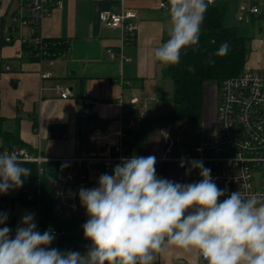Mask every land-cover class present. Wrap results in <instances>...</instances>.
<instances>
[{"label": "crops", "instance_id": "0c3cea01", "mask_svg": "<svg viewBox=\"0 0 264 264\" xmlns=\"http://www.w3.org/2000/svg\"><path fill=\"white\" fill-rule=\"evenodd\" d=\"M221 0H211L217 3ZM161 8L157 0H66L61 8L53 9L51 15L40 23V33L47 40H61L70 49L65 57L53 60L52 64H41L30 53L24 52V44L35 34V23L24 11L26 23L16 22L20 15L17 0L0 1V120L6 131L18 136L22 145L34 155L51 162L77 160L78 177L74 188L90 189L98 186L101 174H112L99 159L108 157L119 142V130L125 134L129 145L128 157H156V173L159 177L179 183L197 182L199 171L186 175V164L180 167L182 157L189 159L190 152L171 143L172 126L166 122L158 129V136L144 137L139 147L135 132L140 119L133 110H143L151 117L150 102L158 100L164 84L169 80L164 66L154 59L153 50L168 39L170 21L168 0ZM132 11L138 15L137 32L123 55L110 58L108 49L118 50L121 45L120 31L105 27L100 19L104 11ZM260 32L262 29L259 30ZM257 55L264 59V42ZM19 53L21 55H19ZM256 57L248 67L261 65ZM10 68L7 70V68ZM49 72L52 78L41 81V74ZM55 84L67 88L71 97L56 96ZM137 99V103L132 101ZM87 100L90 103H87ZM38 117V131L34 129V118ZM215 113L203 115V131H214ZM153 123V124H154ZM168 133L165 139L162 132ZM4 145L0 137V147ZM19 188L0 194V209L13 210L15 229L26 213H34L40 231L38 207L21 205L16 199ZM16 200V201H15ZM79 212L74 216L75 231L64 238H55L49 246L60 251L86 253L91 245L84 238L82 225L87 221L86 209L79 199ZM15 233V230H14ZM154 264H206L202 257L175 246L157 253Z\"/></svg>", "mask_w": 264, "mask_h": 264}, {"label": "clouds", "instance_id": "9594fccd", "mask_svg": "<svg viewBox=\"0 0 264 264\" xmlns=\"http://www.w3.org/2000/svg\"><path fill=\"white\" fill-rule=\"evenodd\" d=\"M210 3L168 0V39L153 50L156 61L177 66L189 48L197 50ZM228 49L224 43L215 55ZM187 70L195 72L192 65ZM156 162L154 155L121 158L97 187L79 190L88 216L84 238L91 241L83 255L49 247L55 234L39 231L34 213L23 215L13 235L8 213L0 211V264H154L169 246L194 251L206 264H264V197L228 194L202 160H180V167L188 165L186 175L199 171L201 179L192 183L159 177ZM21 164L15 151L0 153V194L23 186L31 169Z\"/></svg>", "mask_w": 264, "mask_h": 264}, {"label": "built area", "instance_id": "2783aa9c", "mask_svg": "<svg viewBox=\"0 0 264 264\" xmlns=\"http://www.w3.org/2000/svg\"><path fill=\"white\" fill-rule=\"evenodd\" d=\"M1 1V0H0ZM20 3V15L16 20L25 24L26 19L22 13L27 11L34 21L37 33L34 38L35 57L41 63L52 64L53 60L65 57L70 49L63 41L54 43L64 48L51 53L50 42H46L40 33V23L51 15L53 9L61 8L66 0H17ZM161 8H166V0H157ZM237 20L247 22L250 18L264 19V0H236ZM102 24L110 29L120 31L118 50L108 49L110 58L120 56L122 60L129 61L123 55V49L130 44L137 32L138 15L132 11H104L100 16ZM66 45V46H65ZM19 55H21L19 53ZM10 68L8 67L7 70ZM52 78L51 73L43 72L41 81ZM219 98L216 108V126L212 136L204 139L193 150L191 159L202 160L204 166L211 169V176L219 188H227L228 194L240 191L243 195L257 194L264 197V69L253 70L247 67L237 76L224 80L220 85ZM56 96L63 99L71 97V92L59 84L52 88ZM137 103V99L132 101ZM87 103H90L87 100ZM145 116L143 110L137 111L136 118ZM38 131V127L35 129ZM120 137L112 148L111 154L99 159L104 168L113 171L121 158H129L125 147V134L118 131ZM15 151L24 163H36L40 171L42 164L49 163L40 155H34L25 147H14L3 152ZM1 152V153H3ZM77 160L59 161L58 179L53 183L54 213L59 218H72L79 212V193L74 188L78 173ZM201 179L197 180V182ZM40 192H38L39 194ZM222 197L221 199H224ZM28 200L34 199V194H28ZM52 229L55 236L64 235V232L54 229L52 223L47 224V230ZM40 231L43 226L40 224Z\"/></svg>", "mask_w": 264, "mask_h": 264}, {"label": "trees", "instance_id": "16d2710c", "mask_svg": "<svg viewBox=\"0 0 264 264\" xmlns=\"http://www.w3.org/2000/svg\"><path fill=\"white\" fill-rule=\"evenodd\" d=\"M230 0H221L217 3H210L204 15L201 26L199 44L196 45V51L191 48L187 54H182L181 62L177 66H169L166 76L173 83V111L172 114L165 117L152 118L144 116L140 119V127L135 132L136 144L140 147L144 141L145 135L151 129L155 121L171 124H200L203 118L204 90L208 83L220 85L224 80L237 76L248 65L249 48L251 39L239 34L237 27L225 25V18L228 13ZM37 30V29H36ZM24 44V52L30 53L36 60L34 49V38ZM50 42V51L54 53L64 48V44L58 47L54 43L61 40H45ZM224 43L229 45L226 55H215L220 46ZM66 46V45H65ZM214 60L215 63H208V60ZM192 65L195 72H189L187 66ZM136 114V110H133ZM34 129L38 127V117L34 118ZM0 137L4 145L0 147V153L6 149L14 147H24L18 136L6 131L3 127V121L0 120ZM176 136L173 137V143H176ZM128 151L129 145L125 143ZM60 163H43L40 171L36 163H24L23 167L31 169V174L24 178L23 186L19 188V195L16 199L21 205L38 207L40 212V224L43 231L47 230V224L52 223L55 230L64 232V235L55 236V238H64L68 233L75 230L76 220L74 217L64 219L59 218L54 213L53 201V183L58 179V167ZM38 192H40L38 194ZM33 193L34 199L28 200V194ZM15 200V201H16ZM0 211H3L0 209ZM8 213L7 226L15 230V216L13 210L3 211Z\"/></svg>", "mask_w": 264, "mask_h": 264}, {"label": "rangeland", "instance_id": "374dc122", "mask_svg": "<svg viewBox=\"0 0 264 264\" xmlns=\"http://www.w3.org/2000/svg\"><path fill=\"white\" fill-rule=\"evenodd\" d=\"M239 3L236 0H230L228 13L225 18V25L229 27H237L239 34L251 39L250 48H249V57L248 63L254 59V57L259 59L261 65H253L251 68L253 70H262L264 69V59L262 56L257 55L259 48H261V41L264 42V19L259 18H250L247 22H239L237 20V8ZM262 29L260 32L259 30ZM169 83L164 84L162 89V94L158 100H154L150 102L152 106V118L165 117L172 114L173 111V83L170 78H168ZM219 98V89L215 85V83H208L205 86L204 90V103H203V115L209 114L212 111L215 113L214 119V128L216 126V108L218 104ZM203 120V118H202ZM162 124L154 123L152 124V130L149 136H158V129ZM172 131L171 137L169 140L170 143L173 144L176 139V144L178 148H182L187 151V153H191L190 156L193 155L194 148L201 143L202 140L208 139L212 136V134H207L203 131L202 122L197 125L186 124H171ZM173 141V142H172ZM172 144H170L172 146ZM198 171V170H197Z\"/></svg>", "mask_w": 264, "mask_h": 264}, {"label": "water", "instance_id": "95a60500", "mask_svg": "<svg viewBox=\"0 0 264 264\" xmlns=\"http://www.w3.org/2000/svg\"><path fill=\"white\" fill-rule=\"evenodd\" d=\"M170 142H168L166 145H165V147H164V151H167L169 148H170Z\"/></svg>", "mask_w": 264, "mask_h": 264}]
</instances>
